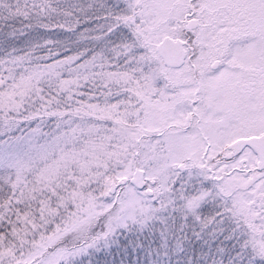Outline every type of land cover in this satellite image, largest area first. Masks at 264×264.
<instances>
[{
  "label": "snow or ice",
  "instance_id": "obj_1",
  "mask_svg": "<svg viewBox=\"0 0 264 264\" xmlns=\"http://www.w3.org/2000/svg\"><path fill=\"white\" fill-rule=\"evenodd\" d=\"M0 264H264V0H0Z\"/></svg>",
  "mask_w": 264,
  "mask_h": 264
}]
</instances>
